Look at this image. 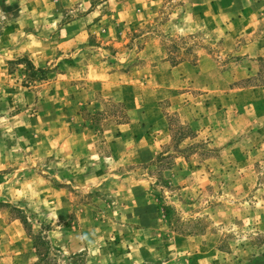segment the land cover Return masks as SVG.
Returning a JSON list of instances; mask_svg holds the SVG:
<instances>
[{"label": "rangeland", "instance_id": "obj_1", "mask_svg": "<svg viewBox=\"0 0 264 264\" xmlns=\"http://www.w3.org/2000/svg\"><path fill=\"white\" fill-rule=\"evenodd\" d=\"M0 51V264H264V0H0Z\"/></svg>", "mask_w": 264, "mask_h": 264}, {"label": "trees", "instance_id": "obj_2", "mask_svg": "<svg viewBox=\"0 0 264 264\" xmlns=\"http://www.w3.org/2000/svg\"><path fill=\"white\" fill-rule=\"evenodd\" d=\"M27 65L29 66V68L31 69V70H34L36 73H44V69H42V68H35V67H33L32 65H30L29 63H27ZM39 243L40 244H43V245H45V244H47V243H45V241H43L42 239H39ZM35 246H36V248L38 247V245L35 243Z\"/></svg>", "mask_w": 264, "mask_h": 264}, {"label": "crops", "instance_id": "obj_3", "mask_svg": "<svg viewBox=\"0 0 264 264\" xmlns=\"http://www.w3.org/2000/svg\"><path fill=\"white\" fill-rule=\"evenodd\" d=\"M7 53H5L4 51H0V59H6V60H11L7 57L6 55Z\"/></svg>", "mask_w": 264, "mask_h": 264}]
</instances>
